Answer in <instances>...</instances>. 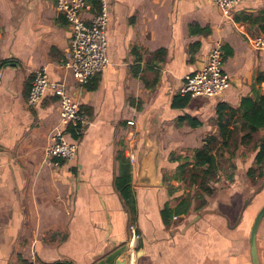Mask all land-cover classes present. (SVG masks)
Here are the masks:
<instances>
[{
  "label": "crops",
  "instance_id": "1",
  "mask_svg": "<svg viewBox=\"0 0 264 264\" xmlns=\"http://www.w3.org/2000/svg\"><path fill=\"white\" fill-rule=\"evenodd\" d=\"M106 1L108 66L80 85L63 67L72 33L54 0H0V264H103L124 251L130 224L140 234L133 264H252L250 231L264 205V169L263 177L248 175L254 155L237 156L233 171L219 173L203 207L194 200L180 206V179L242 98L264 94L257 81L264 46L251 42L264 37V0H244L229 16L210 0ZM95 13L84 11L85 21ZM216 44L229 87L173 108L184 79ZM40 69L90 117L80 137L64 130L77 148L69 162L46 154L59 125L56 98L26 103ZM153 140L157 184L139 186L142 150ZM122 155L131 168L132 211L114 186ZM255 247L264 264V217Z\"/></svg>",
  "mask_w": 264,
  "mask_h": 264
},
{
  "label": "built area",
  "instance_id": "2",
  "mask_svg": "<svg viewBox=\"0 0 264 264\" xmlns=\"http://www.w3.org/2000/svg\"><path fill=\"white\" fill-rule=\"evenodd\" d=\"M220 12L229 16L235 7L244 0H210ZM57 11L68 23L72 39L70 53L63 62V67L70 72L78 84L84 85L108 66L106 57L105 29L108 24V4L106 0H98V10L89 21H85L83 12L91 6L89 0H54ZM252 45L256 48L264 46V37L253 39ZM220 45L211 48L203 62V68L184 79L179 95L190 98H216L229 87V77L223 71V55ZM0 68V86H1ZM49 93L56 98L59 109V125L55 129L51 143L47 148L48 158L57 162H69L76 156V145L66 141L64 130L70 128L78 138L90 121L89 115L82 111L80 105L61 86L50 83L42 69L33 73L26 103L29 107L38 105L44 96ZM128 127L134 126V121L126 122ZM133 139L134 134L128 133ZM130 165L135 162L132 151L128 150ZM129 239L127 253L131 264L136 258V249L140 234L134 224L128 225ZM34 258L32 262L34 263Z\"/></svg>",
  "mask_w": 264,
  "mask_h": 264
},
{
  "label": "trees",
  "instance_id": "3",
  "mask_svg": "<svg viewBox=\"0 0 264 264\" xmlns=\"http://www.w3.org/2000/svg\"><path fill=\"white\" fill-rule=\"evenodd\" d=\"M95 12L98 10V0H89ZM258 83H264V74L257 76ZM190 96L181 98L177 96L172 102L175 109L185 108ZM238 115L233 123L232 129H228L230 119ZM223 117L221 122L223 123ZM192 126H195L192 124ZM71 131V130H70ZM239 147L251 149L253 156V167L248 170L251 179L263 177L264 169V94L253 92L252 98H242L240 106L233 111L224 125L219 126L218 139L211 137L206 145L192 153L186 166L189 169L190 185L195 186L193 195H186L181 201L180 206L188 207L194 200L199 202L198 207L205 205V197H210L214 193L211 185L217 181L220 161H230L234 158L235 152ZM120 166L119 174L115 178L114 186L120 194L124 205L129 211L133 210L131 194V168L124 155L118 157ZM229 169H234L230 163ZM257 172L259 175H257ZM165 213V212H164ZM167 213V212H166ZM168 216V213H167Z\"/></svg>",
  "mask_w": 264,
  "mask_h": 264
},
{
  "label": "water",
  "instance_id": "4",
  "mask_svg": "<svg viewBox=\"0 0 264 264\" xmlns=\"http://www.w3.org/2000/svg\"><path fill=\"white\" fill-rule=\"evenodd\" d=\"M203 60H200L198 64V70L203 68ZM155 141L146 142L145 146L142 150V154L139 160V173L137 178V184L139 186H154L157 184L155 181V159L157 155V150L155 146ZM264 217V205L257 213L253 225L250 231V253L252 257V264H258L257 256H256V247H255V236L260 221ZM103 264H131L130 255L127 253V246L124 251L118 253L117 255H112L110 259H107L103 262Z\"/></svg>",
  "mask_w": 264,
  "mask_h": 264
},
{
  "label": "rangeland",
  "instance_id": "5",
  "mask_svg": "<svg viewBox=\"0 0 264 264\" xmlns=\"http://www.w3.org/2000/svg\"><path fill=\"white\" fill-rule=\"evenodd\" d=\"M250 153V154H249ZM249 154V155H252V152H251V149L249 148H245V147H239L237 149V151L235 152V155H234V158L230 161H220V169H219V172H218V176L219 173L221 172V174H225V173H230V171H233V169H229V164L230 163L232 166V161L234 159H236V157L238 156L240 159H242L243 157H246V155ZM227 170H230L227 172ZM189 170H187L186 172H184L183 174H181V179H180V188L184 191V196L185 195H193L195 193V189L196 187L195 186H191L190 185V179H189ZM185 191H189V192H185Z\"/></svg>",
  "mask_w": 264,
  "mask_h": 264
}]
</instances>
